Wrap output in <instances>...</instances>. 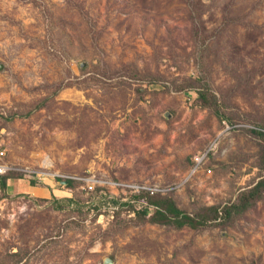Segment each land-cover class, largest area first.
Masks as SVG:
<instances>
[{
  "label": "rangeland",
  "instance_id": "1",
  "mask_svg": "<svg viewBox=\"0 0 264 264\" xmlns=\"http://www.w3.org/2000/svg\"><path fill=\"white\" fill-rule=\"evenodd\" d=\"M0 149V264H264V192L201 228L111 210L115 183L193 215L264 177V0H0ZM43 172L98 185L14 190Z\"/></svg>",
  "mask_w": 264,
  "mask_h": 264
},
{
  "label": "trees",
  "instance_id": "2",
  "mask_svg": "<svg viewBox=\"0 0 264 264\" xmlns=\"http://www.w3.org/2000/svg\"><path fill=\"white\" fill-rule=\"evenodd\" d=\"M206 86V85H205ZM197 100L204 105L219 107V102L213 93H210L206 87L201 88L198 91ZM8 177L0 174V186L4 188L5 181ZM72 181H68V185H72ZM264 192V177L254 183L250 188L240 194L238 202L224 203L222 205L207 206L202 209L201 212L193 215L186 213L176 207L174 202L169 198L160 194L150 195L146 192L133 193L130 199L134 202H122L115 203L118 207L114 212L118 213L125 211L129 213L134 211V205L136 202H145V205L140 210H135L133 216L141 221H148L151 223L161 225H171L176 228L182 226H188L190 228H201L211 223L222 224L230 219L235 214L243 211L247 206L252 205L255 201L261 198ZM149 206H152V210H149ZM61 208L62 205L56 206Z\"/></svg>",
  "mask_w": 264,
  "mask_h": 264
},
{
  "label": "built area",
  "instance_id": "3",
  "mask_svg": "<svg viewBox=\"0 0 264 264\" xmlns=\"http://www.w3.org/2000/svg\"><path fill=\"white\" fill-rule=\"evenodd\" d=\"M3 150L0 149V159L3 157ZM206 155V152L204 154H202L200 157H203ZM201 159V158H199ZM198 160V159H197ZM11 169L10 166H8L7 164H4L2 162H0V174H6L7 172H9ZM32 173V172H31ZM35 175V174H34ZM42 175V176H41ZM36 176H38V178H36L37 181H43L44 178L46 177H50L52 179H57V183L58 185L60 186H66V184H68V181H77L79 183H81V185L79 186L80 189H82L83 191L85 192H93L95 190V185H98V183L96 182L95 179L91 178V177H79V176H68V175H59V174H49V173H40V174H36ZM114 184V183H113ZM101 186H103L102 184H100ZM116 189H118L120 187V189H126L128 188L130 191H131V194L128 196L126 195V190H122L124 191L125 193H123L121 196L122 197H118L117 199L119 200V203H122V202H130V203H133L134 200L133 199H130L131 195L133 193H140V192H146L150 195H153V194H158L159 191L157 189V187L155 186H150V185H145V184H136V185H133V184H124V183H115L113 185ZM145 205V202H142V201H139V202H136L135 205H134V211L135 210H140L141 207ZM117 206L114 205L111 210L112 212H114L115 210H117ZM149 210L151 211L153 208L152 206H149L148 207ZM134 211H130L129 213L131 215L134 214Z\"/></svg>",
  "mask_w": 264,
  "mask_h": 264
},
{
  "label": "crops",
  "instance_id": "4",
  "mask_svg": "<svg viewBox=\"0 0 264 264\" xmlns=\"http://www.w3.org/2000/svg\"><path fill=\"white\" fill-rule=\"evenodd\" d=\"M9 183L10 179L7 178L5 186ZM14 190L17 193H24L29 197L41 199L47 203H53L55 206L63 205V203L74 204V190L72 187L68 184L66 186L55 185L53 180L48 182L46 178L43 181L18 178L14 181ZM111 200L114 204L119 202L117 198Z\"/></svg>",
  "mask_w": 264,
  "mask_h": 264
},
{
  "label": "water",
  "instance_id": "5",
  "mask_svg": "<svg viewBox=\"0 0 264 264\" xmlns=\"http://www.w3.org/2000/svg\"><path fill=\"white\" fill-rule=\"evenodd\" d=\"M103 264H112V260L109 257H106L103 261Z\"/></svg>",
  "mask_w": 264,
  "mask_h": 264
}]
</instances>
